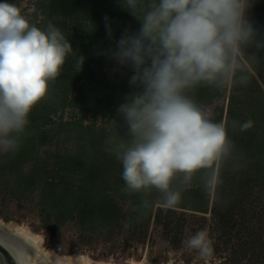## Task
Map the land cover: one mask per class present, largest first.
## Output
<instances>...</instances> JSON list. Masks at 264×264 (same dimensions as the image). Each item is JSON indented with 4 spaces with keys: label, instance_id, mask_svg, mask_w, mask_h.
Wrapping results in <instances>:
<instances>
[{
    "label": "trees",
    "instance_id": "1",
    "mask_svg": "<svg viewBox=\"0 0 264 264\" xmlns=\"http://www.w3.org/2000/svg\"><path fill=\"white\" fill-rule=\"evenodd\" d=\"M44 15L38 27L45 29L52 23L60 28L73 51L60 75L49 83L47 96L32 109L19 149L4 157L0 153L3 198L20 199L38 190L46 223L54 220L58 227L75 221L84 240L111 237L124 228L143 239L153 224L167 240L178 244L188 227L209 220L217 240L214 251L230 247L229 264H264V214H253L264 201V50L255 46L244 49L245 60H240L242 69L237 77L245 75L247 82H232L226 103L210 112L215 122L227 121L229 138L235 144L233 157L221 170V184L210 192L198 174L190 186L181 189L180 202L165 207L155 190L147 197L124 191L122 164L106 143L109 138L119 140L126 135L127 127L117 109L135 90L129 84V68L118 65L111 70L114 60L110 53L125 30H139V21L121 0H45ZM248 17L257 39L264 42V0H253ZM106 25L112 30L111 39ZM81 56L83 64L78 71ZM222 89L201 85L189 95L198 104L210 105ZM66 109L72 121L63 122ZM59 112L56 122L53 117ZM89 114L93 121L84 126ZM100 117L104 122L98 126ZM234 119L241 123L251 120L252 126L243 132L233 130ZM52 131L67 133L75 147L66 156V164L42 182L34 170L25 174L19 169L20 155L25 146L52 143L56 137ZM117 199L128 202V214L121 211ZM142 199L149 201L147 208L141 206Z\"/></svg>",
    "mask_w": 264,
    "mask_h": 264
},
{
    "label": "clouds",
    "instance_id": "2",
    "mask_svg": "<svg viewBox=\"0 0 264 264\" xmlns=\"http://www.w3.org/2000/svg\"><path fill=\"white\" fill-rule=\"evenodd\" d=\"M121 3L140 23L136 32L125 30L110 53L131 70L129 84L135 89L117 109L126 135L106 142L122 164L124 191L147 197L155 190L165 207H173L181 200V189L199 174L203 187L214 192L235 144L227 121L215 122L189 93L201 85L247 82V76L237 77L239 57L249 46L264 50L248 17L253 0ZM106 27L111 39L112 30ZM72 51L60 28L49 23L41 29L15 4L0 2V153L19 149L32 109L47 96L49 83ZM82 64L81 56L78 71ZM251 126V120L231 121L233 130ZM141 206L147 208L149 201L142 199ZM184 243L201 255L211 253L204 230Z\"/></svg>",
    "mask_w": 264,
    "mask_h": 264
},
{
    "label": "rangeland",
    "instance_id": "3",
    "mask_svg": "<svg viewBox=\"0 0 264 264\" xmlns=\"http://www.w3.org/2000/svg\"><path fill=\"white\" fill-rule=\"evenodd\" d=\"M44 1L7 0V2L15 4L20 9L21 14L30 24L37 27L42 25L45 20ZM0 2H5V0ZM244 58L243 54L239 57V61L245 60ZM118 65L114 61L111 70L113 71ZM231 84L228 83L222 86L221 94L216 95L210 105H199L211 112L216 105L226 103ZM62 115L63 122L72 121L68 109ZM60 116L61 113L59 112L58 115L53 117L54 121L58 122ZM90 117L91 114H89L88 119L86 117L84 126H88L93 121ZM103 122L100 117L96 124L99 126ZM47 129L49 131L50 128ZM56 133V131L51 132L52 135H56L52 141L50 140L52 143L35 147L25 146L24 152L20 155L19 169H23L22 171L25 174H29L34 170L36 176L42 182H45L46 179L49 180L54 170L64 166L66 156L75 147V141L69 140L67 133L64 135H57ZM7 154L2 153V156L4 157ZM3 196L0 193V221L5 225L15 227L18 231L23 230L29 234L37 235L40 239L39 250H52L59 257L76 256L87 259L91 264H229L230 247H222L220 250L214 251L217 240L216 235L211 230L209 220L206 223L198 221L188 227L182 234L178 244H174L170 239L167 240L163 236L161 228L153 224L143 239H139L137 235H131L124 228L121 231H116L111 237L104 235L84 240L80 237L78 225L75 221H67L58 227H56L54 220L46 223L40 213V192L38 190L24 194V197L20 199L12 197L5 200ZM117 201L121 211L128 214V202L122 199H117ZM253 214H264L263 200L255 208ZM207 219H209L208 216ZM201 230L206 231L211 240V253L206 256L201 255L197 250L189 249L184 243L187 238Z\"/></svg>",
    "mask_w": 264,
    "mask_h": 264
},
{
    "label": "flooded vegetation",
    "instance_id": "4",
    "mask_svg": "<svg viewBox=\"0 0 264 264\" xmlns=\"http://www.w3.org/2000/svg\"><path fill=\"white\" fill-rule=\"evenodd\" d=\"M34 257L32 244L0 224V264H37Z\"/></svg>",
    "mask_w": 264,
    "mask_h": 264
},
{
    "label": "bare ground",
    "instance_id": "5",
    "mask_svg": "<svg viewBox=\"0 0 264 264\" xmlns=\"http://www.w3.org/2000/svg\"><path fill=\"white\" fill-rule=\"evenodd\" d=\"M0 224L7 230L20 235L26 241H28L30 244L33 245V247L35 248L34 260L37 261V264H91L87 259L78 258L76 256L59 257L52 250H47V251L39 250L40 239L37 235L29 234L28 232L23 231V230L18 231L16 230L15 227L10 226V225H5L2 223Z\"/></svg>",
    "mask_w": 264,
    "mask_h": 264
}]
</instances>
